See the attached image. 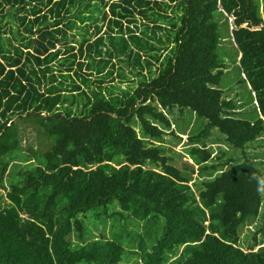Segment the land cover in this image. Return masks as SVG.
I'll return each mask as SVG.
<instances>
[{
    "label": "trees",
    "instance_id": "16d2710c",
    "mask_svg": "<svg viewBox=\"0 0 264 264\" xmlns=\"http://www.w3.org/2000/svg\"><path fill=\"white\" fill-rule=\"evenodd\" d=\"M227 57L253 120L237 112V88L220 87ZM185 110L207 123L181 170L160 144ZM213 127L254 154L264 136V0H0V264H129L139 250L82 242L99 205L139 233L163 218L136 264H264L262 159L209 163ZM26 128L47 147L26 154ZM258 220L245 249L240 229Z\"/></svg>",
    "mask_w": 264,
    "mask_h": 264
},
{
    "label": "rangeland",
    "instance_id": "374dc122",
    "mask_svg": "<svg viewBox=\"0 0 264 264\" xmlns=\"http://www.w3.org/2000/svg\"><path fill=\"white\" fill-rule=\"evenodd\" d=\"M173 9H176V6L173 5ZM230 21H231L230 25L232 26L233 24L232 18H230ZM12 26L14 28H17L19 24L14 23ZM225 27H226L225 25L223 26V24L219 22V35L222 37L225 36L226 34L224 32ZM8 29L9 28H7L6 32H3L2 34L6 37V39H9L12 44H15L17 41L13 40V35ZM69 34L71 35L72 33ZM75 38H77L78 40L80 39L79 36H75ZM221 47H219V51L223 49L225 51H228L229 53L232 52V44L231 42L226 40V38L222 39ZM226 62L228 64V67L226 73L223 76V82H221L222 84L220 85V87L222 90H225L227 93H230L231 89L237 88V92L242 99V107H244V109L246 110V112L243 113L241 117L249 120H253L257 117V113L253 105L254 102L252 101L250 90L247 89V86L237 83L238 80L237 77L239 74L238 66L235 63H233L229 57L226 58ZM125 72L126 74H129L128 70H125ZM128 82H132L133 86L134 85L136 86L138 83L137 78H129V81L122 83L121 87L125 88ZM117 83L118 80H115L114 84ZM171 121L173 122L174 128L177 133L175 135H172L171 133H166L164 135V140L160 144V146L165 151V154L171 156L172 163L175 166H177L181 170H185L186 164L187 163L189 164V162L191 163L187 155V148L190 145L188 136L195 135L198 132H200L206 125L207 120L205 118L197 116L196 114L192 113L190 110H185L184 115H179V116L171 115ZM26 133L27 136L24 137L25 140L23 141V144L26 145L27 141L29 140L32 143V145H34V147L32 148L25 146L24 152L26 154L33 155L36 149L42 150L47 147L45 144L46 140L42 137H39L35 133H32V129L26 128ZM215 135L217 136L214 137ZM213 138L216 139L214 140ZM206 141L208 143L207 145H210L209 150L213 154V158L209 161V163H222L223 165H226L225 167H227L233 163L232 161L228 163L225 162V160L228 157H233L235 160H240L242 158L241 154H244L247 157L256 159L254 157V155H256V156H260V158L262 159V160H257L256 165L260 169L262 174H264V136L259 141H257L256 139L255 141L248 143L247 146L250 148L252 147L253 150L256 151L255 154L250 151L246 152V148L245 149L235 148L227 144L225 141L224 134L220 133L219 129L216 127H213L211 129V133L209 137L206 138L203 142L205 143ZM225 150L227 153L223 154ZM218 155H220L221 159L217 161L216 157ZM195 167L196 166H194V168ZM194 180H196L195 174L193 175V180L190 182V184ZM4 197H5L4 192L0 189L1 204H4ZM113 211H115V206L113 205H108L107 207L99 205L96 206L94 209L89 210L82 217L86 225L85 235L82 242L83 243L89 242L93 240L95 237H98L100 235H103L104 237L107 236L106 237L107 239L115 240L116 242L120 243V245H122L126 250H129L130 247L139 250L141 255H137V256H131L128 254V252L124 253L123 261L125 263L136 264L138 259H141V256L144 254V250L146 249V246L147 245L152 246L155 232L158 231L159 236L162 234L163 218L162 217H159L157 219H153L151 217L148 218L146 222L147 226L144 232L139 233L138 221L132 219L130 220L131 225L125 226L120 218H113V217L109 218L107 216V214L113 213ZM262 223L263 222L261 220H258L257 222H253L248 226H243L240 229L241 230L240 242L245 249L249 248L248 246L252 242L253 233L255 232L256 227L261 226ZM257 237L258 238L256 239L259 242H261L262 238L260 237V233L257 235Z\"/></svg>",
    "mask_w": 264,
    "mask_h": 264
},
{
    "label": "clouds",
    "instance_id": "9594fccd",
    "mask_svg": "<svg viewBox=\"0 0 264 264\" xmlns=\"http://www.w3.org/2000/svg\"><path fill=\"white\" fill-rule=\"evenodd\" d=\"M254 103H256V101H255ZM237 104H238L239 106H241V105H242V101H237ZM255 105H256V104H255ZM239 110H245V109H244V107H240L239 109H237V112H238ZM245 111H246V110H245ZM260 117H261V115H260Z\"/></svg>",
    "mask_w": 264,
    "mask_h": 264
},
{
    "label": "water",
    "instance_id": "95a60500",
    "mask_svg": "<svg viewBox=\"0 0 264 264\" xmlns=\"http://www.w3.org/2000/svg\"><path fill=\"white\" fill-rule=\"evenodd\" d=\"M40 115L45 116L46 114L45 113H40Z\"/></svg>",
    "mask_w": 264,
    "mask_h": 264
}]
</instances>
